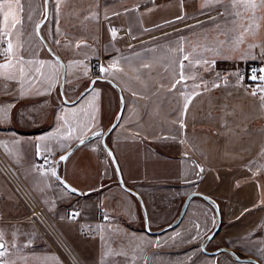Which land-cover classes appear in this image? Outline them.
I'll return each mask as SVG.
<instances>
[{
    "label": "crops",
    "instance_id": "1",
    "mask_svg": "<svg viewBox=\"0 0 264 264\" xmlns=\"http://www.w3.org/2000/svg\"><path fill=\"white\" fill-rule=\"evenodd\" d=\"M85 1L51 0L42 31L66 62L69 100L90 84L93 59L104 68L118 61L111 72L100 71L125 99L107 140L126 185L144 199L151 229L173 221L189 193L202 192L217 201L222 218L207 249L228 246L264 264V95L247 89L235 72L242 63L264 59V19L252 22L260 27L234 52L230 45L239 25L250 21L247 13L234 17L227 0H101L94 34ZM12 3L8 20L0 16V33H10L0 36L13 45L0 60L11 62L0 69V109L8 108V119H0V142L88 263L254 264L202 250L216 214L201 197L191 199L178 226L149 233L140 203L120 185L101 136L80 147L78 159L69 157L62 169L82 195L52 176L55 168L39 165L109 127L120 96L111 84L96 81L77 103H65L62 66L37 34L44 0ZM9 74L13 79H6ZM75 206L91 223L88 236L72 220ZM100 210L110 219L97 220ZM27 215V205L0 169V264H63Z\"/></svg>",
    "mask_w": 264,
    "mask_h": 264
},
{
    "label": "built area",
    "instance_id": "2",
    "mask_svg": "<svg viewBox=\"0 0 264 264\" xmlns=\"http://www.w3.org/2000/svg\"><path fill=\"white\" fill-rule=\"evenodd\" d=\"M119 31L122 34L127 32L126 29H120ZM8 43L9 39L7 36H0V60H3L10 55V53H6ZM90 65L92 67V76H101L99 67L100 61L98 59H93ZM261 69H264V59L242 63L236 67V72L239 73V75H237L239 81L247 89L263 96L264 91H261L259 87L264 85V81L259 80V76L264 75V72H262ZM254 70L257 76V79L255 80L251 79ZM56 159V155L50 154L41 159L39 164L43 168H54ZM0 169L26 203L28 207V218L37 226L47 243H49L50 247L58 256L59 260L63 264H88L70 238L60 227V219L56 217L52 210L37 197L33 188L27 183L26 179H24L21 174L20 168H18V166H16L8 157L7 151L1 142ZM81 212V207L75 206L72 220L78 222L80 224L81 232L88 236L91 234V231L88 228L91 223L86 222L79 217ZM109 219L110 217L103 210L98 212L97 220Z\"/></svg>",
    "mask_w": 264,
    "mask_h": 264
},
{
    "label": "water",
    "instance_id": "3",
    "mask_svg": "<svg viewBox=\"0 0 264 264\" xmlns=\"http://www.w3.org/2000/svg\"><path fill=\"white\" fill-rule=\"evenodd\" d=\"M50 1L51 0H47V2H45L44 0V13L42 18L39 20L37 25H40L39 29H37V34L38 37L40 38V40L42 41V43L44 44L45 48L47 49V51L50 53V55L52 57H54L62 66V75L60 78V83H59V87H60V94L62 96V99L65 103L67 104H75L77 103L83 95H85L95 84L96 81H104L107 82L109 84H111L119 93L120 96V103H119V109L112 121V123L109 125V127H107L106 129L103 128H99L96 129L95 131H93L92 133H90L88 136L78 140L74 145H72L67 151H65L64 153H62L61 155H59L57 157L56 160V165H55V171H56V177L59 179V181L68 189H70L71 191H73V189H75V193L82 195L83 191L75 188L74 186H72L64 177V174L62 172V169L64 168L68 158L75 152V150L80 147L81 145L91 141L92 139L101 136L102 139V144L104 146V148L106 149V151L108 152L114 167L116 169V173H117V177H118V181L120 183V185L126 189L128 192L132 193L139 201L140 206H141V210L143 213V220H144V224H145V228L146 230L151 233V234H161L164 233L168 230H171L173 228H175L176 226H178V224L182 221L188 205L191 201V199L193 197H201L203 199H205L208 203H210L214 209H215V214H216V222L214 225L213 230L208 233L206 235V237L204 238V240L201 243V248L204 252L208 253V254H217L220 252H227L229 253L234 259L240 261V262H250V263H254V264H262L257 258L253 257V256H242L240 255L238 252H236L235 250L231 249L228 246H221L215 250L209 251L207 249V245L208 243L218 234L221 224H222V218H221V213H220V207L217 203V201L202 192H198V191H193L191 193H189L187 195V197L185 198L181 210L179 212V214L175 217V219L173 221H171L170 223L160 227L159 229L156 230H152L150 227V220H149V214H148V210L146 207V204L144 202V199L142 197V195L134 188L129 187L128 185H126L124 178H123V174L121 171V167L120 164L118 162V159L115 155L114 150L112 149V147L110 146V144L108 143L107 137L108 135L112 132V130L118 125V123L120 122V119L122 117L123 111H124V106H125V99L122 93V89L121 87L112 79L108 78V77H103V76H97V77H93L90 81V84L83 89L79 95L73 99V100H69L66 92H65V80H66V62L64 61V59L61 57V55L52 47V45L48 42V40L46 39V37L43 34L42 31V27L44 25V23L46 22L49 14H50ZM81 141H83L81 143ZM61 156H66L67 159L65 160H60Z\"/></svg>",
    "mask_w": 264,
    "mask_h": 264
},
{
    "label": "snow or ice",
    "instance_id": "4",
    "mask_svg": "<svg viewBox=\"0 0 264 264\" xmlns=\"http://www.w3.org/2000/svg\"><path fill=\"white\" fill-rule=\"evenodd\" d=\"M45 2H47V0H45ZM224 2H225V0H213L214 4H220V3H224ZM227 2L230 4L231 8L234 9V11L232 12V15L234 17L243 19L245 13H247L249 21H250V23H248L247 25L240 24L239 30L236 32V34L233 37L232 44L230 45V47H231V50L235 52V51L240 50V45L245 43L246 38L249 34H251L253 36L255 35L254 28L260 27L259 23H256L255 25H253L252 22L256 21L257 19H264V0H227ZM15 3L17 6H19V0H15ZM204 6H208V5H202V7H204ZM12 7H13L12 0H0V16H2V19L4 22H6L8 20V17L10 15H12ZM258 13H260L259 17L257 16ZM221 15H223V13H221ZM95 18H96V16H95V14H93V19H95ZM178 18L182 19V17H178ZM16 23H19V21H16ZM232 23L233 24L236 23L235 19L232 21ZM5 26H6V24H5ZM15 26H16V24L14 23L12 25V27L15 28ZM39 27H40V25H37V29H39ZM217 27H219V25ZM111 32H112L113 38H115V36H116L115 29H112ZM0 34L10 35V33H0ZM225 35H227V33H225ZM57 43H59V41H57ZM254 46L255 45L250 44L248 47L250 49ZM12 48H13V45L11 42H9L7 45L6 53H10L12 51ZM248 55H251V52H249ZM261 55H264V50L261 51ZM240 58H243V55H241ZM184 59H188V56H185ZM205 62H207V61H205ZM10 63H11L10 61H7L4 64H0V69H7L10 66ZM28 63H32V62L28 61ZM43 63H44L43 61L40 62L41 67H43ZM117 63H118V61H113L109 68L101 67L100 71L102 73L103 72H111V70L116 67ZM213 63H214V61H213ZM145 67H147V65H145ZM35 71L40 72V68H36ZM261 71L264 72V69H261ZM20 72H21V74H24V68L23 67L20 68ZM237 75H239V73H237ZM6 79H13V76L11 74H9L6 76ZM251 79H253V80L257 79V76L255 74V70L253 72ZM259 80L264 81V75H260ZM259 87H260L261 91H264V85H261ZM8 107L10 108V106H8ZM185 107H187V105ZM0 113H2V115H0V119H4V120L8 119V108L0 109ZM82 142L83 141H81V143ZM65 159H67L66 156L60 157V160H65ZM50 171H51L52 176H56L55 169H51ZM73 191H75V189H73ZM0 247H3V245H0ZM2 255H3V253H0V256H2Z\"/></svg>",
    "mask_w": 264,
    "mask_h": 264
},
{
    "label": "rangeland",
    "instance_id": "5",
    "mask_svg": "<svg viewBox=\"0 0 264 264\" xmlns=\"http://www.w3.org/2000/svg\"><path fill=\"white\" fill-rule=\"evenodd\" d=\"M54 1H56V0H54ZM100 1L101 0H86L85 1V3L87 4V12H86V14H87V18H88V25H90L89 27L91 28L90 29V31H89V33H92V34H94L95 33V29H96V27H95V20L97 19V12H98V10H97V8L99 7V5H100ZM72 2H76V3H84V0H72ZM73 13H76V10H73L72 11ZM93 14H95V16H96V18L95 19H93ZM88 27V28H89ZM119 29V28H118ZM10 42V41H9ZM6 59V58H5ZM4 60V59H3ZM99 67H101V64H100V66ZM236 72V71H235ZM236 74H237V72H236ZM246 106H247V109L248 108H251L252 107V109H253V104H250L249 102H247V104H246ZM248 112V111H247ZM88 143V142H87ZM87 143H85V144H83V145H81L80 147H84V145H86ZM80 147H78L77 149H76V151L70 156V158H69V161H74V159H78V157H79V153H80V150H78ZM9 157V156H8ZM10 158V157H9ZM12 161V160H11ZM13 162V161H12ZM14 163V162H13ZM15 164V163H14ZM40 165V164H39ZM17 166V165H16ZM41 166V165H40ZM42 167V166H41ZM19 168V167H18ZM21 174L23 175V173H22V171H21ZM23 177H24V179H26L25 178V176L23 175ZM26 181H27V179H26ZM27 183L29 184V182L27 181ZM71 184V183H70ZM30 185V184H29ZM72 185V184H71ZM31 186V185H30ZM72 186H74V185H72ZM32 187V186H31ZM75 187V186H74ZM33 188V187H32ZM75 188H77V187H75ZM16 190V189H15ZM34 190V189H33ZM34 192L36 193V191L34 190ZM18 193V192H17ZM36 195H37V197H38V194L36 193ZM39 198V197H38ZM40 199V198H39ZM41 200V199H40ZM26 204V203H25ZM142 211V210H141ZM142 215H143V213H142ZM31 221V220H30ZM35 225V224H34ZM36 226V225H35ZM60 227H61V225H60ZM36 228H37V226H36ZM62 228V227H61ZM63 230V229H62ZM65 233V232H64ZM87 236V235H86ZM44 237V236H43ZM47 242V241H46ZM49 244V243H48ZM83 256V255H82ZM227 257V256H226ZM83 258H84V256H83ZM85 259V258H84ZM86 260V259H85ZM86 262L88 263V261L86 260ZM89 264V263H88Z\"/></svg>",
    "mask_w": 264,
    "mask_h": 264
}]
</instances>
